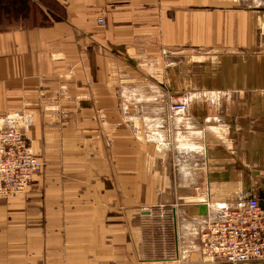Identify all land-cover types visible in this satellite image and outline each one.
<instances>
[{
	"label": "crops",
	"instance_id": "crops-1",
	"mask_svg": "<svg viewBox=\"0 0 264 264\" xmlns=\"http://www.w3.org/2000/svg\"><path fill=\"white\" fill-rule=\"evenodd\" d=\"M0 7L47 16H0L16 21L0 30V124L21 121L43 163L27 193L0 198V264H180L153 261L199 249L202 230L249 199L264 210V53L251 13L229 0Z\"/></svg>",
	"mask_w": 264,
	"mask_h": 264
},
{
	"label": "built area",
	"instance_id": "built-area-1",
	"mask_svg": "<svg viewBox=\"0 0 264 264\" xmlns=\"http://www.w3.org/2000/svg\"><path fill=\"white\" fill-rule=\"evenodd\" d=\"M103 25V17L98 18ZM173 113L186 111L184 104L170 107ZM43 163L34 154L22 122L0 124V198L27 193L32 179L42 172ZM201 253L208 261L231 264L264 263V210L257 199L226 212L223 219L207 225L200 234Z\"/></svg>",
	"mask_w": 264,
	"mask_h": 264
},
{
	"label": "rangeland",
	"instance_id": "rangeland-1",
	"mask_svg": "<svg viewBox=\"0 0 264 264\" xmlns=\"http://www.w3.org/2000/svg\"><path fill=\"white\" fill-rule=\"evenodd\" d=\"M229 2L230 4H232V7H241V9L247 10L248 13H251L254 16L257 24V29L258 31H260L258 33L259 38L257 43V47H258L257 50L262 51L264 53V0H229ZM28 8L29 10L24 15L19 14V16L21 17L16 18V19H20L23 17L21 20L17 21V23L26 26L32 24H39L47 20V16H45V14L42 11L37 9V7H28ZM254 18H250V19L253 21ZM4 19L5 20H3L2 17H0V24H1L0 30L5 29L7 27L6 25L11 22L16 23V21H14V18L13 19L4 18ZM3 23H5V25ZM259 27L261 30L259 29ZM208 54H213V53H207L206 56H209ZM199 56L201 57L202 54L199 53ZM204 60L205 59L199 60V66L206 65V62ZM219 96L222 97L221 94L218 95L217 97ZM8 198H13V197H8ZM141 224H142L141 221L136 220V226ZM200 248L201 245L199 249L186 248L181 251L180 250L176 251L174 247L173 248L169 247V250L162 253L161 256L156 255L155 260L153 262H155L156 260H162L161 262L169 261L176 263L180 261L179 262L180 264H192L194 262L203 261L205 259V256L201 253ZM141 254L143 253L142 252L140 253V258L142 259V257L144 256ZM210 262H216V261H210Z\"/></svg>",
	"mask_w": 264,
	"mask_h": 264
},
{
	"label": "trees",
	"instance_id": "trees-1",
	"mask_svg": "<svg viewBox=\"0 0 264 264\" xmlns=\"http://www.w3.org/2000/svg\"><path fill=\"white\" fill-rule=\"evenodd\" d=\"M0 1H4V0H0ZM5 1L11 2L12 4L18 3L20 6H23V3L26 0H5ZM28 10H29L28 7H0V16L4 12H7L6 15L17 17L21 13L24 15Z\"/></svg>",
	"mask_w": 264,
	"mask_h": 264
}]
</instances>
